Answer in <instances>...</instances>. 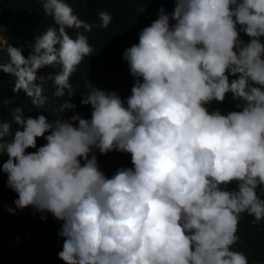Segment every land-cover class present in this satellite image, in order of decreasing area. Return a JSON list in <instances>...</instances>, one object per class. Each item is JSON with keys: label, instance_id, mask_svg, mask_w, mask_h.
Returning <instances> with one entry per match:
<instances>
[{"label": "clouds", "instance_id": "1", "mask_svg": "<svg viewBox=\"0 0 264 264\" xmlns=\"http://www.w3.org/2000/svg\"><path fill=\"white\" fill-rule=\"evenodd\" d=\"M44 11L58 30L24 55L0 29V72L39 98L37 70L58 63L55 95H71L70 75L94 49L66 29L93 25L64 0H44ZM98 15L107 27L111 16ZM124 59L122 74L136 78L131 96L91 88L81 99L90 120L52 123L44 105L33 117L0 113V170L16 207L63 221L64 264H254L238 246L244 221L264 229V0H175ZM93 149L131 159L109 178Z\"/></svg>", "mask_w": 264, "mask_h": 264}, {"label": "trees", "instance_id": "2", "mask_svg": "<svg viewBox=\"0 0 264 264\" xmlns=\"http://www.w3.org/2000/svg\"><path fill=\"white\" fill-rule=\"evenodd\" d=\"M64 2L69 4L81 21L93 25L88 32L83 28L66 29L73 39L78 33L86 35L94 49L93 53L70 75L71 95L67 89L63 96L55 95L56 86L50 77L62 70L58 63L37 70V80L32 87L33 90L36 86L42 88V96L39 98L35 95L28 96L23 89L15 91L17 77L1 70L0 113L3 121H6L7 107L14 111L20 109L18 114L27 118L33 117L32 111L40 105L45 106L47 118L52 123L58 119L72 122L75 115L90 120L91 106L82 105L81 99L86 98L91 88L114 92L126 103L136 78L131 74H122L125 68H130L124 59L125 52L139 43L140 33L159 18L161 8L168 15H171L175 8V0ZM101 11L107 12L112 18L107 27L101 26L98 15ZM58 27L52 15L45 13L44 0H0V29L4 30L8 47L20 49L22 54L29 46L35 45L36 40L48 29L58 30ZM66 101L75 107L61 111V105ZM44 144L45 139H37V148ZM26 151L34 152L36 149ZM91 155L96 156L99 169L109 178L124 166L123 163L131 159L130 154L120 151L101 154L97 149H93L90 158ZM7 159L6 154L0 156V166ZM83 163L81 160V164ZM7 180V174L0 170V264H64L58 255L64 243V238L60 235L63 221L56 219L46 210L39 211L32 206L17 208L14 201L18 199V194L8 186ZM9 209L12 211L9 212ZM238 248L245 252L254 264H264V229L244 221Z\"/></svg>", "mask_w": 264, "mask_h": 264}, {"label": "rangeland", "instance_id": "3", "mask_svg": "<svg viewBox=\"0 0 264 264\" xmlns=\"http://www.w3.org/2000/svg\"><path fill=\"white\" fill-rule=\"evenodd\" d=\"M2 33L3 31L0 30V64L5 62L6 60V51H5V47H4V42H2Z\"/></svg>", "mask_w": 264, "mask_h": 264}]
</instances>
